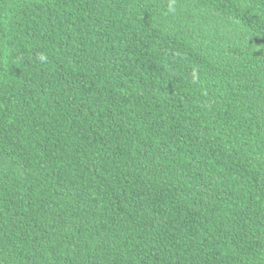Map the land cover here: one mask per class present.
Segmentation results:
<instances>
[{
    "label": "trees",
    "instance_id": "16d2710c",
    "mask_svg": "<svg viewBox=\"0 0 264 264\" xmlns=\"http://www.w3.org/2000/svg\"><path fill=\"white\" fill-rule=\"evenodd\" d=\"M0 264H264V0H0Z\"/></svg>",
    "mask_w": 264,
    "mask_h": 264
}]
</instances>
